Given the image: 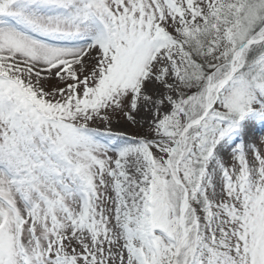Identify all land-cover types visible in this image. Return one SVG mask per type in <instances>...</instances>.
<instances>
[{
  "label": "snow or ice",
  "instance_id": "6c2138e0",
  "mask_svg": "<svg viewBox=\"0 0 264 264\" xmlns=\"http://www.w3.org/2000/svg\"><path fill=\"white\" fill-rule=\"evenodd\" d=\"M0 264H264V0H0Z\"/></svg>",
  "mask_w": 264,
  "mask_h": 264
},
{
  "label": "rangeland",
  "instance_id": "374dc122",
  "mask_svg": "<svg viewBox=\"0 0 264 264\" xmlns=\"http://www.w3.org/2000/svg\"><path fill=\"white\" fill-rule=\"evenodd\" d=\"M117 130H129V131H131V129H127V128H125L124 126H121V127L118 128Z\"/></svg>",
  "mask_w": 264,
  "mask_h": 264
}]
</instances>
